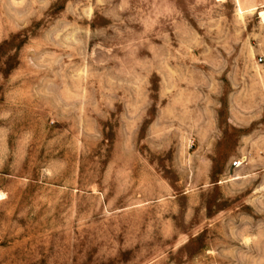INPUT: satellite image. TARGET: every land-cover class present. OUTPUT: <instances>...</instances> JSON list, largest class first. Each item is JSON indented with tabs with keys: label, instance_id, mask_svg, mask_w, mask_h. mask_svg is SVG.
<instances>
[{
	"label": "rangeland",
	"instance_id": "rangeland-1",
	"mask_svg": "<svg viewBox=\"0 0 264 264\" xmlns=\"http://www.w3.org/2000/svg\"><path fill=\"white\" fill-rule=\"evenodd\" d=\"M263 11L0 0V264H264Z\"/></svg>",
	"mask_w": 264,
	"mask_h": 264
},
{
	"label": "built area",
	"instance_id": "built-area-1",
	"mask_svg": "<svg viewBox=\"0 0 264 264\" xmlns=\"http://www.w3.org/2000/svg\"><path fill=\"white\" fill-rule=\"evenodd\" d=\"M261 60H263V58H261ZM242 160H236L235 162H233V166L234 167H240L242 165Z\"/></svg>",
	"mask_w": 264,
	"mask_h": 264
},
{
	"label": "bare ground",
	"instance_id": "bare-ground-1",
	"mask_svg": "<svg viewBox=\"0 0 264 264\" xmlns=\"http://www.w3.org/2000/svg\"><path fill=\"white\" fill-rule=\"evenodd\" d=\"M239 10H240V13L242 14L243 13V10H242V7L241 6H240ZM261 16L263 17V20H264V11L261 12Z\"/></svg>",
	"mask_w": 264,
	"mask_h": 264
}]
</instances>
